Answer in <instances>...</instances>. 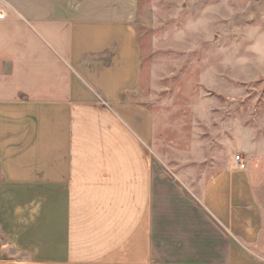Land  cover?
Returning <instances> with one entry per match:
<instances>
[{"label":"crops","instance_id":"1","mask_svg":"<svg viewBox=\"0 0 264 264\" xmlns=\"http://www.w3.org/2000/svg\"><path fill=\"white\" fill-rule=\"evenodd\" d=\"M0 238L29 264H258L248 173L163 178L136 0H0Z\"/></svg>","mask_w":264,"mask_h":264},{"label":"rangeland","instance_id":"2","mask_svg":"<svg viewBox=\"0 0 264 264\" xmlns=\"http://www.w3.org/2000/svg\"><path fill=\"white\" fill-rule=\"evenodd\" d=\"M136 1L141 80L125 100L149 111L148 154L196 196L227 168L248 173L264 264V0ZM5 242L0 264H29Z\"/></svg>","mask_w":264,"mask_h":264},{"label":"built area","instance_id":"3","mask_svg":"<svg viewBox=\"0 0 264 264\" xmlns=\"http://www.w3.org/2000/svg\"><path fill=\"white\" fill-rule=\"evenodd\" d=\"M1 18H4V15H3L2 12H0V19H1ZM235 163H236V165H237V167H238L239 169L244 170V169H246V167H247V163H246V161H245L243 158H241L240 156L236 157V159H235Z\"/></svg>","mask_w":264,"mask_h":264}]
</instances>
